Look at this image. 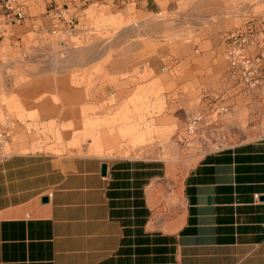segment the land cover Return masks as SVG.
<instances>
[{
	"label": "crops",
	"instance_id": "obj_1",
	"mask_svg": "<svg viewBox=\"0 0 264 264\" xmlns=\"http://www.w3.org/2000/svg\"><path fill=\"white\" fill-rule=\"evenodd\" d=\"M26 1L25 19L7 27L0 51H35L46 33L86 35L70 27L100 4L137 20L124 28L135 39L126 59L107 58V74L137 67L148 79L201 82L183 99L188 105L206 92L193 111L207 109L210 99L234 111L241 101L264 98V85L245 87L224 57L236 18L227 0ZM183 33L185 41H169ZM135 80L99 79L95 101L109 87L114 92L113 83L124 85V99ZM206 112L209 121L218 116ZM26 145L13 141L0 159V264H264V135L200 156L182 178L153 160L21 150Z\"/></svg>",
	"mask_w": 264,
	"mask_h": 264
},
{
	"label": "rangeland",
	"instance_id": "obj_2",
	"mask_svg": "<svg viewBox=\"0 0 264 264\" xmlns=\"http://www.w3.org/2000/svg\"><path fill=\"white\" fill-rule=\"evenodd\" d=\"M25 1L21 0L26 9ZM227 1L229 12L236 14L233 28L252 25L264 29V0ZM92 2L87 0L86 7ZM107 9L91 5L82 22L71 25L81 32L87 29L86 35L80 31L75 37L46 33L34 43L35 51L29 47L25 53L13 48L0 51V121L14 122L12 142L28 144L21 147L24 151L98 154L111 161L153 160L169 177L182 178L201 156L181 137L188 117L206 92L201 90L187 105L185 95L202 89L201 82L182 85L184 82L172 79H148L151 73L137 67L132 73L107 74V58L108 64L126 59L135 39L124 35V28L137 22ZM186 38L183 33L169 41ZM95 54L101 55L100 61ZM261 73L264 75V68ZM129 78L140 80L126 84L129 91L124 99L119 96L124 85L113 83L110 86L115 91L109 87L103 91L105 100L95 101L99 79ZM63 79H71L66 89ZM74 86L81 87V92L74 93ZM220 119L226 145L264 135V98L241 101L234 111L229 106Z\"/></svg>",
	"mask_w": 264,
	"mask_h": 264
},
{
	"label": "built area",
	"instance_id": "obj_3",
	"mask_svg": "<svg viewBox=\"0 0 264 264\" xmlns=\"http://www.w3.org/2000/svg\"><path fill=\"white\" fill-rule=\"evenodd\" d=\"M25 17L26 9L20 0H0V39L6 35L9 25L21 23ZM225 42V57L233 74L238 76L237 80L251 90L264 85V79H260L264 68V29L252 25L235 28L225 34ZM206 108L190 114L181 137L201 156L228 146L220 116L228 112L229 105H216L215 99H210ZM207 110L217 112V118L209 121ZM14 129L13 121L0 123V159L11 154Z\"/></svg>",
	"mask_w": 264,
	"mask_h": 264
},
{
	"label": "water",
	"instance_id": "obj_4",
	"mask_svg": "<svg viewBox=\"0 0 264 264\" xmlns=\"http://www.w3.org/2000/svg\"><path fill=\"white\" fill-rule=\"evenodd\" d=\"M102 173H103V175H105L107 173V164L106 163H104L102 165Z\"/></svg>",
	"mask_w": 264,
	"mask_h": 264
},
{
	"label": "bare ground",
	"instance_id": "obj_5",
	"mask_svg": "<svg viewBox=\"0 0 264 264\" xmlns=\"http://www.w3.org/2000/svg\"><path fill=\"white\" fill-rule=\"evenodd\" d=\"M107 143V142H106Z\"/></svg>",
	"mask_w": 264,
	"mask_h": 264
}]
</instances>
